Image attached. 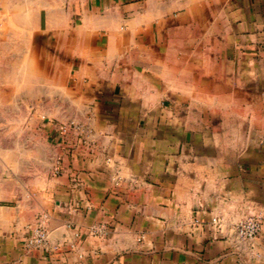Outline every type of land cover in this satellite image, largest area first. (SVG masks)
<instances>
[{
    "label": "crops",
    "instance_id": "obj_1",
    "mask_svg": "<svg viewBox=\"0 0 264 264\" xmlns=\"http://www.w3.org/2000/svg\"><path fill=\"white\" fill-rule=\"evenodd\" d=\"M29 3L45 29L27 30L24 70L81 131L47 122L60 172L47 153L0 193V264H264V0ZM42 216L48 242L27 248Z\"/></svg>",
    "mask_w": 264,
    "mask_h": 264
},
{
    "label": "rangeland",
    "instance_id": "obj_2",
    "mask_svg": "<svg viewBox=\"0 0 264 264\" xmlns=\"http://www.w3.org/2000/svg\"><path fill=\"white\" fill-rule=\"evenodd\" d=\"M7 1L0 0V193L3 194L24 189L28 178L35 179L44 173L47 153H50L49 174L54 175L52 167L56 159L51 158L53 146L47 143L43 126L47 122L61 125L71 121L47 115L40 99L42 71L34 69L30 75L24 70L26 32L31 28L45 29L46 6L29 0H16L11 5ZM69 6L64 4L66 10ZM25 10L28 17H24ZM11 15L17 20L10 22ZM44 105L55 108L56 102Z\"/></svg>",
    "mask_w": 264,
    "mask_h": 264
},
{
    "label": "built area",
    "instance_id": "obj_3",
    "mask_svg": "<svg viewBox=\"0 0 264 264\" xmlns=\"http://www.w3.org/2000/svg\"><path fill=\"white\" fill-rule=\"evenodd\" d=\"M71 130L79 133L81 131V125L73 121H68L60 125V134L64 137H66L68 132H70ZM52 169L54 175H57L60 172L58 160L55 161ZM44 218V216L39 217L36 224L31 228V232L26 238L27 248H44V246H46L48 242V232L45 227ZM262 220V214H255L238 221L234 225L237 237L246 241L254 240L261 231ZM211 222L214 225H218L220 223V220L217 218H212ZM91 233L98 235L103 234L104 226L100 225L98 227H93Z\"/></svg>",
    "mask_w": 264,
    "mask_h": 264
}]
</instances>
